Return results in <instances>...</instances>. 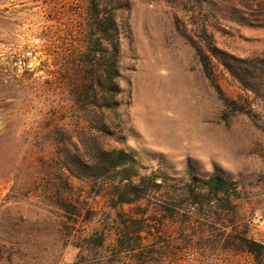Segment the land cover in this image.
<instances>
[{
    "label": "rangeland",
    "instance_id": "rangeland-1",
    "mask_svg": "<svg viewBox=\"0 0 264 264\" xmlns=\"http://www.w3.org/2000/svg\"><path fill=\"white\" fill-rule=\"evenodd\" d=\"M196 1L131 0L122 15L125 140L116 146L134 152L144 171L159 169L177 179L185 177L188 161L199 175L222 168L240 196L232 210L217 211L215 230L229 224L227 231L264 244V99L213 59L224 95L247 109L231 111L176 28L178 22L195 37L204 28L224 50L264 57V0ZM83 7L84 0H0V264H78L79 237L99 223L79 217L72 226L51 204L52 181L61 171L49 157H35L34 148L37 127L63 98L53 53L76 45ZM72 183L62 184V195H87L82 183ZM88 200L115 213L101 196ZM54 227L69 235L66 245L55 242ZM163 237L174 245L164 264H264V250L255 256L225 237L191 244L178 230Z\"/></svg>",
    "mask_w": 264,
    "mask_h": 264
},
{
    "label": "trees",
    "instance_id": "trees-1",
    "mask_svg": "<svg viewBox=\"0 0 264 264\" xmlns=\"http://www.w3.org/2000/svg\"><path fill=\"white\" fill-rule=\"evenodd\" d=\"M130 9L131 0H84L76 45L53 53L57 66L53 72L63 98L35 133V157H49L61 171L58 183L52 181L51 204L72 226L79 217L99 222L79 237L78 264H164L168 247L174 245L163 235L177 230L187 244L195 238L219 242L225 237L237 250L261 255V241L227 231L229 224L222 231L213 226L217 211L232 210L233 199L240 196L238 183L222 168L214 166L199 175L188 161L185 177L177 179L159 169L144 171L134 152L116 146L125 140L120 19ZM176 28L195 49L205 76L231 111L247 109L224 95L214 77L213 59L254 97L264 99V57H241L224 50L204 28L198 38L178 22ZM73 179L85 186L87 195H62V184L71 188ZM97 196L115 210L113 215L91 207L88 198ZM206 221L212 226L204 227ZM52 233L56 243L69 242L59 227Z\"/></svg>",
    "mask_w": 264,
    "mask_h": 264
}]
</instances>
